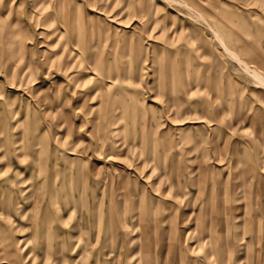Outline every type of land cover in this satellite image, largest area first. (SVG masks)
Returning <instances> with one entry per match:
<instances>
[{"label":"rangeland","instance_id":"rangeland-1","mask_svg":"<svg viewBox=\"0 0 264 264\" xmlns=\"http://www.w3.org/2000/svg\"><path fill=\"white\" fill-rule=\"evenodd\" d=\"M34 1L0 0V246L8 247L11 259H0V264H246L245 252L253 255L264 246V216L243 222V233L258 230L254 243L248 236L217 238L218 251L211 254L208 241L214 237H197L194 212L180 216L198 211L200 202L184 206L173 197L176 186L192 176L219 172L212 139H218V153L224 156L223 150L233 145L229 139L236 137L225 124L235 120L238 110L250 112L253 87L240 65L225 55L216 65L212 56L190 62L176 54L198 48L204 36L214 51L209 38L217 28V12L210 10L204 28L203 10L192 0H185L189 7L163 0ZM74 5L80 19L86 9L98 11L90 14L97 72L80 47L67 45L64 25L71 22ZM149 13L164 18L165 27L146 25ZM175 14L187 26L174 33L171 44H159V29L169 35L166 25L178 20ZM191 30L200 40H185ZM69 31L86 43V23ZM137 38L142 50L135 52ZM153 54L160 56L153 61ZM165 54H172L171 65L163 62ZM46 62L59 63L60 71ZM108 66L111 83L104 77ZM190 73L197 87L187 82ZM76 74L84 83L73 90ZM232 81L244 88V104L234 103L241 86ZM172 92L177 104L169 110ZM226 100L231 102L227 111ZM189 101H204L211 119L221 106L216 128L195 124L190 130L186 120L196 115L186 114ZM139 109L145 113L142 120ZM169 127L173 130L161 136ZM243 133L258 135L253 125ZM203 137L207 140L201 143ZM243 153L240 149L238 166L223 168L227 189L235 172L245 168ZM259 163L253 183L246 185L247 190L259 187L253 203L258 216L264 202V156ZM206 176L210 189L214 179ZM227 192V207L247 204L232 201Z\"/></svg>","mask_w":264,"mask_h":264},{"label":"crops","instance_id":"crops-1","mask_svg":"<svg viewBox=\"0 0 264 264\" xmlns=\"http://www.w3.org/2000/svg\"><path fill=\"white\" fill-rule=\"evenodd\" d=\"M179 1L181 2L180 5H183V3H185V7H189V2H186L185 0ZM192 3L203 10L202 15L204 19V28L206 27L207 21L211 19L210 10H213L218 14V17L214 19L215 24L217 25L216 31L211 30L212 36H210L209 38L210 46L213 45L212 42L215 43V45H213L214 51H211V48L208 46L207 38L206 36H204L202 38V41L199 42L200 45L198 48L194 49L191 47H187L186 52H180L181 50L178 49V53L176 54L182 57L185 54L187 60H189L190 62L196 60L199 61L201 58L203 59L207 56H212L216 65H219L221 63V57L225 55L231 61L235 62L238 66L240 65L243 73L248 77L253 88L250 89V95H248V98H251L248 107L250 112L243 115L238 110L235 120H230V122H228V124H225L224 126L227 131H232V134L236 136L231 140L229 139V141H231L233 145H229L226 150H223L225 152L224 156L218 153V139L213 138L211 141V143H215L213 144L211 149L213 151L212 153L214 154L213 161L216 162L217 159L219 172L210 171L208 172V176L203 175V178H200L198 176L200 173L196 176H192L193 178L186 181L183 185L176 186L173 197L175 201L177 200L176 202H178L179 205L183 204L184 206H187L186 199L191 196V207H194L197 202H200V208L198 211H195L194 209H192L189 213L182 211V214L180 215L181 217L182 215L186 214L190 216L194 212L193 220L213 223L214 229H202L204 233L200 237H218L217 232L221 231L222 229H220L219 226L216 227V221L220 216L225 214L226 218L228 219L227 221L230 220L231 224L234 223L231 226L228 223L225 224L229 227V231L225 232L226 238L237 239L239 236H250L246 232V234L242 232L243 222L254 221L256 219L257 221H259L260 218L264 216V202L261 204V209L263 210L262 215L258 216V212L253 207V203H255V199L258 196V185L256 190L255 188H251L250 190L246 189V185L248 184V182L253 183L252 180L255 178L253 174H257L256 166L260 164V157L264 156V88L258 85L250 75L251 71H256L264 76V0H192ZM207 3L209 10H207ZM148 8H153V5H149ZM175 16L178 18V20H170L166 25L167 30H170L169 35L163 33L161 28L159 29L160 34L157 37V40H161V43L159 44H171L174 33L178 30L185 29V27L187 26L185 25L186 23H184V21L182 20L183 18L181 15L175 14ZM146 19V25H149L150 27H157L161 23L163 24V27H165L164 18L154 19L149 13ZM223 23L227 25L228 29L223 26ZM209 28L212 29L210 26ZM215 35L218 36L220 42L228 50L227 53L223 51V47L215 38ZM198 36L199 35L195 32V30H191L185 40H188L190 38H199L200 40V37ZM140 50H142L141 47L138 51ZM200 50L202 51V53H199ZM159 56V54H153L152 60L154 61L158 59ZM171 56L172 54H165V60L163 62L165 64L167 63L168 65H171ZM244 65L249 68V71L244 68ZM196 69H194V73H196ZM190 75L192 74L190 73L187 76V82L190 83V86L195 83V87H197L198 82L195 78L191 79ZM232 82H234L235 85L239 87L241 86V90L237 92L239 93V99L238 101L237 99H235L234 103L238 102V105H240L241 103L244 104L243 101L247 100L243 97V92H245L244 88L237 81ZM173 93L174 92L171 93V102L166 103V106L169 110L174 108L177 104L173 102ZM254 102L256 103V105L254 104ZM229 103L231 102L228 100H226L224 103L226 105V111L228 106H230ZM220 108L221 106L215 109L213 118L211 119L207 114L208 107L204 101L200 103H196L195 101L187 102L186 114L196 115L193 120H186L189 121L186 123L188 124V128L190 130H193V126H195V124H197L196 126L200 129H204L207 126H214L213 128H216V125L219 124L223 116L224 109L221 110ZM159 114L160 112L157 115ZM144 117L145 113L143 114L141 109H139V120L144 119ZM176 118L177 116L174 112L171 120L175 121ZM183 119L184 118H181V120ZM166 122L167 125H170L168 121H165V123ZM250 125L256 126L258 135H244V129ZM170 129L173 130L171 127H169L165 132H161V136L167 135ZM236 131L238 132L237 134L235 133ZM152 134L153 132L147 135L146 138L152 136ZM189 140L194 142L193 139ZM205 140L207 139L203 137L200 142L204 143ZM240 149L244 150L243 160L245 168L235 172V180L227 189L225 187L226 177L222 176L223 168L226 164L233 167L238 166V164L240 163L238 158ZM159 156L160 155H158V162ZM162 157L166 158L165 152L162 153ZM164 173L165 172H162V174ZM246 174L248 175V178H245ZM205 176L212 179V181L214 179V183L210 189L205 185L207 181ZM201 179L204 180L201 182ZM226 191H229V193L227 192V196L229 195V198L232 201L236 202L238 200H246L247 204H240L233 208L227 207L225 200ZM217 193L219 194V196L215 197ZM176 195L178 197H176ZM181 196H183L182 200L177 199ZM201 198H203V201H199V199ZM207 202H209L210 204L207 205ZM218 205H222V207H219ZM247 207L250 208L249 212L247 211ZM228 208L229 210L226 211ZM198 214H203V218L196 219V216ZM246 215L249 216V219H246ZM164 219H169V217H162V220ZM237 222H241L242 224L237 226ZM234 226L239 227L241 235L239 234L238 237L232 234L234 232L237 233L238 231L236 230L237 227L234 228ZM245 230L250 231L251 229L246 228ZM255 233H258V230H256Z\"/></svg>","mask_w":264,"mask_h":264},{"label":"bare ground","instance_id":"bare-ground-1","mask_svg":"<svg viewBox=\"0 0 264 264\" xmlns=\"http://www.w3.org/2000/svg\"><path fill=\"white\" fill-rule=\"evenodd\" d=\"M163 1H165L167 3L174 2L176 4H181V2L179 0H163ZM49 3H50V0H48L47 5H49ZM7 4H9V2ZM183 6L185 7L186 4L183 3ZM95 13H98V11L97 10H89V9H86L85 11H82L81 12V16H82V19H83V21H82V19L79 18L80 8L78 6H76V5H74V8L72 9V15L70 17V18H72V20H71V22L67 20V25L66 26L64 25V35H67V37H68L67 45H73V46L75 45L76 47H80V49L87 54L86 59L88 60V62H90V67L92 68L93 71L97 72L98 71V67H96V57H97L96 43L97 42L94 40V37H93V31H94V27H95L94 26V19L95 18H94L93 15ZM90 14H93V15H90ZM45 22H46V20H43L42 24L45 23ZM82 22L87 24V39H86V43L85 44L78 39L79 38L78 35L75 37L74 36V32L71 33L69 31V30L73 31L74 29L78 28ZM8 32L11 33V34H16L17 31L11 29ZM23 38H25V37H23ZM215 38L220 42L218 36L215 35ZM73 39L76 40V43H75V41H73ZM220 44L223 47V51L227 53L228 50L225 48V46L221 42H220ZM22 47H23V45L19 41L18 42V50L21 51ZM140 47H141V40L139 38H137V40L133 44V50L134 51H138L140 49ZM29 60L32 62L31 59H29ZM64 64L67 65V66L72 65L71 62H69V61H64ZM46 67L47 68H55L57 71H60V69H61V65L59 63H54V62H46ZM26 68L28 69V67H26ZM244 68L247 71H249V68L246 67L245 65H244ZM111 72L112 71H111V68L109 66L107 68H105V73L107 75L104 76V77L107 79L106 80L107 83H111L110 82L112 80V77H110V73ZM29 75H30V73H29ZM250 75H251V77L255 80V82L258 85H260V86H262V88H264V76L262 74H260L259 72H256V71H251ZM23 80H26V78H24ZM83 83L84 82H80L79 76L76 74L75 78L73 80V85H74L72 87L73 90L77 89L78 87H81L82 86L81 84H83ZM57 91L61 92V88L59 87V89ZM69 155H71V154H69ZM217 196H219L218 193L215 195V197H217ZM176 197H178V196L176 195ZM182 198H183V196H181V197H179L177 199L182 200ZM191 200H192V196L189 197L188 199H186V201H187L186 205L187 206L191 204V202H190ZM209 204L210 203L207 202V205H209ZM218 206L222 207V205H218ZM228 210H229V208L226 211H228ZM203 216H204L203 214H198L196 216V219H201V218H203ZM227 220L228 219L226 218L225 214H223L216 221V227L219 226L220 229H222V230L217 232L218 237H214V238H212V239H210L208 241L209 248H208L207 253H211L212 254V253H216L218 251L219 244L217 243V238H221L223 240L227 239L225 232L229 231V227L226 226L225 224L226 223L231 224L230 220L229 221H227ZM195 225L197 226L198 230H201V231H199V233L197 235L198 238H201L200 236L204 233V231H202V229H207V230L214 229L213 223H209L208 226L207 225L205 226L204 222L202 223V222H198L196 220L195 221ZM235 227H237V226H234V228ZM232 234L235 235L236 237H238L239 234L241 235V233H236V232H234ZM247 234L250 235V236H248L249 241H251L253 243L257 240V237L259 236V234L255 233V231L252 230V229L250 231H248ZM1 243L2 242H1V239H0V244ZM7 251H8V247L5 248L4 246H0V259H2L3 261L11 262L10 261L11 259L8 257L9 253ZM220 254L224 255L222 253H217V255H220ZM245 255H247V256H245ZM225 257L226 256H223L222 259L225 258ZM243 258H245V260L247 259L246 264H252V262H255V264H264V246H262L261 248L255 250L253 255H252V253L248 254V252H245ZM222 263L224 264L223 260H222Z\"/></svg>","mask_w":264,"mask_h":264}]
</instances>
